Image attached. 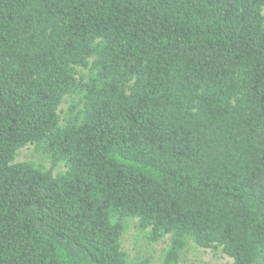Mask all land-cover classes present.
<instances>
[{
  "label": "trees",
  "instance_id": "trees-1",
  "mask_svg": "<svg viewBox=\"0 0 264 264\" xmlns=\"http://www.w3.org/2000/svg\"><path fill=\"white\" fill-rule=\"evenodd\" d=\"M264 0H0V264H264ZM66 96H79L61 122ZM33 144L53 177L12 164Z\"/></svg>",
  "mask_w": 264,
  "mask_h": 264
},
{
  "label": "rangeland",
  "instance_id": "rangeland-1",
  "mask_svg": "<svg viewBox=\"0 0 264 264\" xmlns=\"http://www.w3.org/2000/svg\"><path fill=\"white\" fill-rule=\"evenodd\" d=\"M262 14L264 15V9ZM80 98L79 96H66L64 98L58 109L61 122L68 108L74 103L78 104ZM19 163H29L42 172L50 171L53 177L62 175L67 170L64 162L53 164L50 156L44 154L33 144L18 150L12 164ZM125 227L120 240V248L126 255V259L129 262L146 261L147 264H162L164 251L169 245L170 237L152 243L148 239L147 232L138 230L136 220L125 221ZM176 264H231V259L220 250L202 249L188 241Z\"/></svg>",
  "mask_w": 264,
  "mask_h": 264
}]
</instances>
